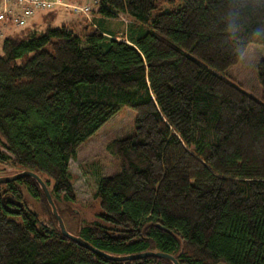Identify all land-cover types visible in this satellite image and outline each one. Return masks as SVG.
Listing matches in <instances>:
<instances>
[{
    "label": "trees",
    "instance_id": "16d2710c",
    "mask_svg": "<svg viewBox=\"0 0 264 264\" xmlns=\"http://www.w3.org/2000/svg\"><path fill=\"white\" fill-rule=\"evenodd\" d=\"M94 1L91 22L53 26L59 8L38 11L43 30L32 17L1 39L0 166L39 177L61 216L76 199L69 161L130 108L134 132L106 148L119 172L94 192L104 224L72 235L112 256L264 264V60L259 99L226 76L264 46V0ZM121 15L126 39L106 24ZM0 264L172 262L111 261L64 237L24 177L0 184Z\"/></svg>",
    "mask_w": 264,
    "mask_h": 264
},
{
    "label": "rangeland",
    "instance_id": "374dc122",
    "mask_svg": "<svg viewBox=\"0 0 264 264\" xmlns=\"http://www.w3.org/2000/svg\"><path fill=\"white\" fill-rule=\"evenodd\" d=\"M93 2L94 0H80L79 2L67 0L68 4L74 6H92ZM159 7L161 9L168 8L165 3H161ZM57 10L56 13L59 15L58 18L56 17V21L52 23L53 26H58L63 20L77 25L82 23L83 19L91 22L92 14L86 17L76 14L70 9L59 8ZM43 13L45 12H38L35 15L37 28L40 31L45 27V20L42 21L39 17ZM132 22L133 20L126 15H121L120 18L113 20L114 29L118 31V39L127 38L125 34ZM261 60H264V46L249 44L240 60L226 71L228 78L256 99L261 96V87L257 79V66ZM134 116L132 109L122 107L116 115L81 145L75 159L69 161L68 168L76 199L68 205L60 203L58 208L62 213L60 217L64 227L70 234H74L76 228L81 224L95 222L104 224L100 217L103 211L99 201L94 198L98 178L119 172L116 159L108 153L106 148L110 142L128 137L134 132ZM17 173L0 166V177L12 176Z\"/></svg>",
    "mask_w": 264,
    "mask_h": 264
},
{
    "label": "built area",
    "instance_id": "2783aa9c",
    "mask_svg": "<svg viewBox=\"0 0 264 264\" xmlns=\"http://www.w3.org/2000/svg\"><path fill=\"white\" fill-rule=\"evenodd\" d=\"M57 8L70 9L86 17L91 10V6H74L67 0H0V41L8 29L24 27L36 12Z\"/></svg>",
    "mask_w": 264,
    "mask_h": 264
},
{
    "label": "water",
    "instance_id": "95a60500",
    "mask_svg": "<svg viewBox=\"0 0 264 264\" xmlns=\"http://www.w3.org/2000/svg\"><path fill=\"white\" fill-rule=\"evenodd\" d=\"M24 177H29V178L34 179L37 182V184L39 185V187L41 188V190L45 196V199H46V201H47V203L51 209L52 215L57 221V224H58V227H59L61 234L64 237L69 238L70 240L76 242L80 246H82V247L88 249L89 251L93 252L94 254H96L100 257H103L105 259L111 260V261H130V260L143 259V258H147V257H154V258H162V259L169 260L170 262H172V264H178L174 257H172L171 255H168V254L161 253V252H151L150 251V252H143V253L133 254V255L112 256V255L106 254L102 251L95 249L94 247L90 246L87 242H85L81 238L74 236V235H72L66 231L64 224H63V221H62V218L58 214L57 209L55 207V204H54L45 184L35 174H33L32 172L27 171V170L21 171V172L15 174V175H12V176L0 177V184H6V183L14 182V181H17V180L24 178ZM218 264H222V263H218Z\"/></svg>",
    "mask_w": 264,
    "mask_h": 264
},
{
    "label": "crops",
    "instance_id": "0c3cea01",
    "mask_svg": "<svg viewBox=\"0 0 264 264\" xmlns=\"http://www.w3.org/2000/svg\"><path fill=\"white\" fill-rule=\"evenodd\" d=\"M35 15H36V14H35ZM35 15H34L33 18L29 21V24L32 23V22L35 20ZM40 15H41V16H39V17H40L41 19L44 18V16H42V14H40ZM58 15H59V14H58ZM106 24H107V27H108V28L112 29V27H113L112 21H107ZM12 30H15V29H14V28H10V29H8L7 31L10 32V31H12Z\"/></svg>",
    "mask_w": 264,
    "mask_h": 264
}]
</instances>
